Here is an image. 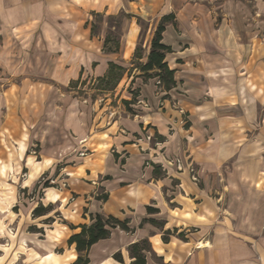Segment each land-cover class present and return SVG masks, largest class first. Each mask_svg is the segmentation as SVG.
Segmentation results:
<instances>
[{"label": "crops", "instance_id": "1", "mask_svg": "<svg viewBox=\"0 0 264 264\" xmlns=\"http://www.w3.org/2000/svg\"><path fill=\"white\" fill-rule=\"evenodd\" d=\"M142 1L146 5L140 16L151 23L142 62L151 49L156 24L165 15L175 16L162 41L171 47L166 61L175 69L177 81L164 94L174 97L177 105L157 91V78L145 81L137 72L135 82L148 103L139 106V116L122 115L106 129L110 140L105 138V144L117 147L119 155L106 153L98 164L101 179L84 178L79 191L97 195L102 187L108 198L86 199L79 194L77 199L86 200L88 211L71 215L77 228L70 227V236L96 214L114 215L129 219L132 230L114 228L109 238L93 244L89 264H131L128 248L144 238L151 241L162 264H264V0H130L122 6L131 11L133 3ZM49 4L55 13L74 11L67 0ZM80 22L76 18L70 23L76 27V41L86 43L91 54L82 63L86 72L103 76L110 62L133 61L141 29L137 17L129 22L119 51L108 52L105 39L91 37L89 27ZM182 111L187 112L189 127L183 124ZM255 123L261 126L251 136ZM156 133L160 147L142 152L140 147L148 145L145 137ZM27 137L24 132L18 147H8L4 163L19 164ZM175 155L186 166L192 161L197 165L198 182L191 179L188 168L168 167L162 177L155 175V165ZM24 160L32 167L27 185L53 161L50 157L36 161L32 155ZM64 199L61 193L49 192L52 203ZM148 206L165 215L166 230H178L168 242L163 241L162 230L151 233L152 228L143 225V219L150 217ZM69 246L78 257L76 245ZM118 251L124 262L114 258ZM146 264L158 263L147 257Z\"/></svg>", "mask_w": 264, "mask_h": 264}, {"label": "rangeland", "instance_id": "2", "mask_svg": "<svg viewBox=\"0 0 264 264\" xmlns=\"http://www.w3.org/2000/svg\"><path fill=\"white\" fill-rule=\"evenodd\" d=\"M67 1L74 5V11L65 14L57 11V14L49 0H0V264H72L77 255L68 243L73 235L70 236L69 224L74 221L71 215L88 211L86 200L77 199L79 194H85L86 199L91 196L101 200L107 195L102 187L94 195L79 191V186L84 178L86 182L88 178L101 179L103 174L97 172L98 164L103 162L106 153H113L116 158L119 155L117 147L105 144V138L110 140L106 129L111 121L122 115L139 116V106L148 101L142 97L139 82H135L140 71L135 57L131 62L117 61L125 72L113 89H104L101 81L109 69L103 76L86 72L82 63L91 54L87 52L86 43L84 46L76 41V27L70 23L77 18L81 25L89 27L91 37L105 39V42L108 37L109 48L115 47L116 41L122 42L129 22L137 17L141 29L135 53L139 47V54L143 55L151 24L140 16L144 14L140 8L145 9L146 2L133 3L132 10L126 11L122 5H129L130 0ZM93 51L91 46L89 52ZM78 68L82 69L76 71ZM156 86L163 99L177 105L174 97ZM124 100L131 103L127 105ZM182 112L183 124L189 127L187 112ZM260 126L255 123L251 136ZM24 132L28 134L27 149L19 158L20 165L17 161L7 165L3 159L8 157V147H18ZM145 138L148 145L140 147L142 152L160 147L157 133ZM94 153L96 155H92ZM28 155L40 162L48 157L53 160L29 185L32 167L26 166L24 160ZM163 160L157 164L160 171L156 176L162 177L168 167L177 171L188 168L191 179L200 180L193 161L186 166L176 155ZM79 163L85 165L75 170ZM71 171L75 172L69 174ZM172 183L175 182L171 180ZM51 191L67 199L52 203L48 200ZM40 203L52 204L53 209L47 215L34 217L33 211ZM149 214L148 219L159 222L142 221L152 228L151 233L172 230L170 236L175 235L174 229H165V215ZM147 257L162 264L153 248L146 251Z\"/></svg>", "mask_w": 264, "mask_h": 264}, {"label": "trees", "instance_id": "3", "mask_svg": "<svg viewBox=\"0 0 264 264\" xmlns=\"http://www.w3.org/2000/svg\"><path fill=\"white\" fill-rule=\"evenodd\" d=\"M175 19L174 14H169L163 16L153 35L151 41V49L147 55L146 61L142 62L141 59L143 55L140 53V48L137 47V52L135 53V58L138 59L137 67L140 70V76L148 80L149 78H157L159 88H162L165 91L171 90L176 86L175 78V69H171L166 61L167 53L171 51V47L163 43V33L166 29L168 23L173 22ZM105 48L109 51H119L120 41L115 42V47L108 48V37L105 42ZM125 68L115 62H110V67L107 74L101 78L102 83L105 86L104 89H113L117 86L120 80L123 77ZM124 103L129 105L131 102L124 100ZM160 166L155 165V174H158L160 171ZM108 198L105 195L102 199L106 200ZM52 204L49 206H44L40 203L33 211L34 217H41L49 214L52 211ZM147 210L149 213H157L159 209L152 206H148ZM54 218H48V220H53ZM46 220V222H48ZM144 222L151 221L153 223H159L158 220L145 218ZM129 219H120L114 215H103L96 214L92 216L91 223L81 224L80 231L74 233L68 240L70 245L75 244L76 250L78 252L77 259L72 264H89L90 260L88 257V251L93 244L98 242L101 239H106L111 236L112 229L120 228L125 231H131L132 228L129 226ZM71 228H77L76 226L69 224ZM175 233L178 231L176 228L173 230ZM172 230H167L163 234V241L168 242ZM179 236H184L183 233H179ZM129 252L133 261L131 264H146V251L152 249L149 239L145 238L140 241L134 242L129 246ZM114 258L120 262H124V258L121 251H118L114 254Z\"/></svg>", "mask_w": 264, "mask_h": 264}, {"label": "built area", "instance_id": "4", "mask_svg": "<svg viewBox=\"0 0 264 264\" xmlns=\"http://www.w3.org/2000/svg\"><path fill=\"white\" fill-rule=\"evenodd\" d=\"M177 161L179 162V168H182V167H181V160L178 159Z\"/></svg>", "mask_w": 264, "mask_h": 264}]
</instances>
